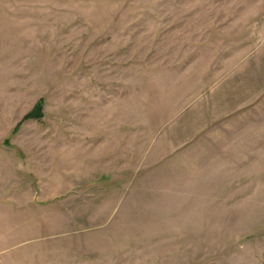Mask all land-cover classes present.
<instances>
[{"label": "rangeland", "instance_id": "1", "mask_svg": "<svg viewBox=\"0 0 264 264\" xmlns=\"http://www.w3.org/2000/svg\"><path fill=\"white\" fill-rule=\"evenodd\" d=\"M0 264H264V0H0Z\"/></svg>", "mask_w": 264, "mask_h": 264}, {"label": "trees", "instance_id": "2", "mask_svg": "<svg viewBox=\"0 0 264 264\" xmlns=\"http://www.w3.org/2000/svg\"><path fill=\"white\" fill-rule=\"evenodd\" d=\"M42 112H43V102L40 101L39 103H37V105L34 107V109L28 115H26L24 117V119L22 120V123L26 122V121L42 119L43 118V113Z\"/></svg>", "mask_w": 264, "mask_h": 264}]
</instances>
